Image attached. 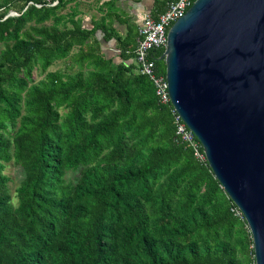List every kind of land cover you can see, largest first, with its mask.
<instances>
[{
  "label": "trees",
  "instance_id": "obj_1",
  "mask_svg": "<svg viewBox=\"0 0 264 264\" xmlns=\"http://www.w3.org/2000/svg\"><path fill=\"white\" fill-rule=\"evenodd\" d=\"M77 1L0 0V264H253L244 217L138 74L137 33L82 28Z\"/></svg>",
  "mask_w": 264,
  "mask_h": 264
},
{
  "label": "water",
  "instance_id": "obj_2",
  "mask_svg": "<svg viewBox=\"0 0 264 264\" xmlns=\"http://www.w3.org/2000/svg\"><path fill=\"white\" fill-rule=\"evenodd\" d=\"M160 59L171 105L242 213L255 264H264V0H195Z\"/></svg>",
  "mask_w": 264,
  "mask_h": 264
},
{
  "label": "built area",
  "instance_id": "obj_3",
  "mask_svg": "<svg viewBox=\"0 0 264 264\" xmlns=\"http://www.w3.org/2000/svg\"><path fill=\"white\" fill-rule=\"evenodd\" d=\"M161 5V11L147 14L137 29L135 65L138 74L146 76L153 83L156 96L162 105L169 106L176 126V136L191 148L195 158L207 163L203 148L180 115L171 105L169 86L165 75H158L155 70V53L167 48V34L172 25L182 18L193 5L192 0H155ZM162 54V55H163ZM235 215L243 218L242 213L233 209ZM255 264V259L254 263Z\"/></svg>",
  "mask_w": 264,
  "mask_h": 264
},
{
  "label": "crops",
  "instance_id": "obj_4",
  "mask_svg": "<svg viewBox=\"0 0 264 264\" xmlns=\"http://www.w3.org/2000/svg\"><path fill=\"white\" fill-rule=\"evenodd\" d=\"M155 0H78L71 3L66 12L77 13V21L86 30H91L99 24L125 37L130 28L137 29L147 14L157 9ZM94 38L98 41L101 51L107 57L116 56L114 39L105 42L104 32L98 30Z\"/></svg>",
  "mask_w": 264,
  "mask_h": 264
},
{
  "label": "rangeland",
  "instance_id": "obj_5",
  "mask_svg": "<svg viewBox=\"0 0 264 264\" xmlns=\"http://www.w3.org/2000/svg\"><path fill=\"white\" fill-rule=\"evenodd\" d=\"M63 68V64L62 63H57L54 66H52L50 68V71H55L58 69ZM5 173L11 178V183H10V187L12 189V191L17 187V184L19 183L20 179H21V175L18 171V169L14 168L12 165H7L6 169H5Z\"/></svg>",
  "mask_w": 264,
  "mask_h": 264
}]
</instances>
